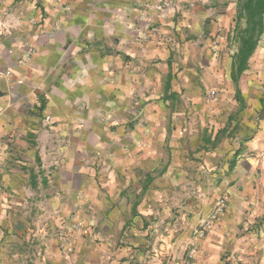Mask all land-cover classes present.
<instances>
[{"label": "crops", "instance_id": "obj_1", "mask_svg": "<svg viewBox=\"0 0 264 264\" xmlns=\"http://www.w3.org/2000/svg\"><path fill=\"white\" fill-rule=\"evenodd\" d=\"M162 1L0 0V264H264V35L208 103L237 10Z\"/></svg>", "mask_w": 264, "mask_h": 264}, {"label": "rangeland", "instance_id": "obj_2", "mask_svg": "<svg viewBox=\"0 0 264 264\" xmlns=\"http://www.w3.org/2000/svg\"><path fill=\"white\" fill-rule=\"evenodd\" d=\"M204 0H198V3H203ZM162 4L165 5V0L162 1ZM194 4V3H193ZM207 4L209 7L214 8H220V7H232L234 10H237V0H208ZM225 12V11H224ZM212 16V15H211ZM211 20H214L216 23H213L214 29L211 31L212 35L210 40L206 44H200L198 43V46L196 47V50L194 54L197 55V60L193 59L192 62H182L183 66L181 70H184L185 66L192 67L194 70L196 68L197 74H198V81L200 82L201 77L203 76H209V81L207 82V88L204 89V101H207L208 103H215V102H221L225 101L224 96L220 93H224L225 88L227 87V79H228V73L225 71V61L224 57L228 55V57L232 56V52H234L235 47L233 46L231 40L229 37L233 34V30L235 27V16L232 18V28L231 31L228 33L224 21L221 19H216L215 17L211 18ZM211 20L207 22V25L210 26ZM231 33V35H230ZM230 35V36H229ZM203 37V36H202ZM204 39L206 37H203ZM262 40V39H261ZM260 40V42H261ZM260 44V43H259ZM259 47V46H258ZM261 47H264V39L262 42ZM184 54V52L182 51ZM217 56L216 59H212L213 56ZM221 60V61H220ZM210 61L213 62V65L210 63ZM188 66V67H189ZM214 66H217V68L221 71H217L216 69H213ZM217 71V72H216ZM221 74V78L217 77L219 74ZM204 82V80H203ZM202 83V81L200 82ZM198 85V84H197ZM230 86H233L230 82ZM264 96V95H263ZM232 99V101H234ZM230 101V102H232ZM229 102V103H230ZM185 134V132H184ZM235 138V137H233ZM236 141V139H235ZM75 223V222H73ZM75 224L66 225L61 224L57 225L55 227H52V233H54V237L60 241V247L67 245L72 240L73 236L78 232L79 225L74 226ZM41 240V239H40ZM62 249V247H61Z\"/></svg>", "mask_w": 264, "mask_h": 264}, {"label": "trees", "instance_id": "obj_3", "mask_svg": "<svg viewBox=\"0 0 264 264\" xmlns=\"http://www.w3.org/2000/svg\"><path fill=\"white\" fill-rule=\"evenodd\" d=\"M264 35V0H237L235 27L230 40L235 47L232 54L231 77L238 84L250 67Z\"/></svg>", "mask_w": 264, "mask_h": 264}, {"label": "built area", "instance_id": "obj_4", "mask_svg": "<svg viewBox=\"0 0 264 264\" xmlns=\"http://www.w3.org/2000/svg\"><path fill=\"white\" fill-rule=\"evenodd\" d=\"M226 206H227V198L226 197H220L217 200V203H216V211H215V213L212 214L210 218L205 219L200 224V228H199V231H198V235L200 237H204L205 236L207 230L213 225V221L218 216H220L221 214L224 213ZM38 240H35L36 241V245L38 246L39 250L41 251V248H42V244L43 243L40 242V240L39 241ZM46 264H48V263H46Z\"/></svg>", "mask_w": 264, "mask_h": 264}]
</instances>
